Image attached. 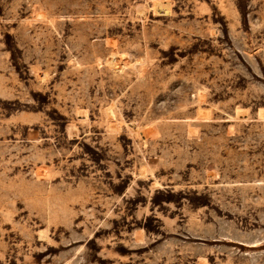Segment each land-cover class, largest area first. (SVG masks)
I'll return each instance as SVG.
<instances>
[{
	"label": "rangeland",
	"instance_id": "1",
	"mask_svg": "<svg viewBox=\"0 0 264 264\" xmlns=\"http://www.w3.org/2000/svg\"><path fill=\"white\" fill-rule=\"evenodd\" d=\"M0 264H264V0H0Z\"/></svg>",
	"mask_w": 264,
	"mask_h": 264
},
{
	"label": "bare ground",
	"instance_id": "2",
	"mask_svg": "<svg viewBox=\"0 0 264 264\" xmlns=\"http://www.w3.org/2000/svg\"><path fill=\"white\" fill-rule=\"evenodd\" d=\"M188 126H190V125H188ZM188 132L191 133V132H193V130H191V128L189 127Z\"/></svg>",
	"mask_w": 264,
	"mask_h": 264
}]
</instances>
